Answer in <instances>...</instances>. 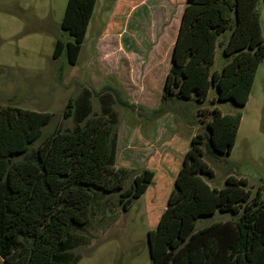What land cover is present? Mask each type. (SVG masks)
I'll list each match as a JSON object with an SVG mask.
<instances>
[{"label":"trees","instance_id":"trees-1","mask_svg":"<svg viewBox=\"0 0 264 264\" xmlns=\"http://www.w3.org/2000/svg\"><path fill=\"white\" fill-rule=\"evenodd\" d=\"M262 0H186L164 85L163 101L204 102L211 87L213 100L244 107L249 101L259 65L264 59ZM97 0H68L62 21L67 41L58 39L53 58L64 54L75 66ZM234 20V25L231 22ZM230 30L222 54L229 59L221 71L211 70L219 37ZM68 102L65 117L72 114ZM164 110L152 112L154 119ZM206 123L208 133L194 136L178 171L166 209L148 233L151 264H264V202L246 189L245 179L228 176L223 189L211 188L202 176H213L203 160L205 141L218 155H230L242 113L222 114L218 108ZM53 115L0 107V264H76L68 251L91 219L98 192L120 193L128 211L153 183L155 173L142 171L127 188L131 170L116 165L118 115H92L89 100L79 99L75 127L56 130L39 147ZM23 157L22 159H18ZM219 211L237 220L196 230L201 217Z\"/></svg>","mask_w":264,"mask_h":264},{"label":"rangeland","instance_id":"rangeland-1","mask_svg":"<svg viewBox=\"0 0 264 264\" xmlns=\"http://www.w3.org/2000/svg\"><path fill=\"white\" fill-rule=\"evenodd\" d=\"M68 0H0V107L11 106L53 115L28 153L56 130L75 127L79 99L89 100L92 115L113 111L118 115L116 165L131 170L127 188L136 175L155 173L147 192L128 211L119 204L120 193L98 192L91 219L74 232L83 243L72 244L70 260L76 264H151L148 233L155 230L166 209L175 180L194 136L208 133L212 110L242 113L230 155H218L202 145L203 160L213 176H202L211 187L223 189L228 176L247 181L264 202V59L258 67L246 106L216 101L211 87L207 99L163 101L164 85L186 0H97L78 62L71 66L64 54L53 58ZM183 8V9H182ZM264 35V4H259ZM234 25V20L231 22ZM231 32L218 40L212 72L229 60L222 54ZM72 114L65 117L68 102ZM164 110L154 119L152 112ZM19 157L18 159H22ZM217 211L201 217L196 230L214 223L237 220Z\"/></svg>","mask_w":264,"mask_h":264},{"label":"crops","instance_id":"crops-1","mask_svg":"<svg viewBox=\"0 0 264 264\" xmlns=\"http://www.w3.org/2000/svg\"><path fill=\"white\" fill-rule=\"evenodd\" d=\"M183 8H184V6H183ZM183 8H182V9H183ZM182 13H183V10L181 11V17H182ZM181 17H180V20H181ZM179 25H180V22H179Z\"/></svg>","mask_w":264,"mask_h":264},{"label":"water","instance_id":"water-1","mask_svg":"<svg viewBox=\"0 0 264 264\" xmlns=\"http://www.w3.org/2000/svg\"><path fill=\"white\" fill-rule=\"evenodd\" d=\"M262 3L264 4V0H262ZM149 247H150V245H149Z\"/></svg>","mask_w":264,"mask_h":264}]
</instances>
